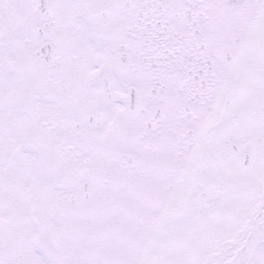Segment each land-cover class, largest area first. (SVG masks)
I'll return each instance as SVG.
<instances>
[{"label": "snow or ice", "instance_id": "obj_1", "mask_svg": "<svg viewBox=\"0 0 264 264\" xmlns=\"http://www.w3.org/2000/svg\"><path fill=\"white\" fill-rule=\"evenodd\" d=\"M0 264H264V0H0Z\"/></svg>", "mask_w": 264, "mask_h": 264}]
</instances>
